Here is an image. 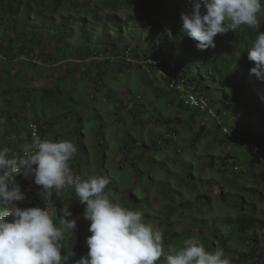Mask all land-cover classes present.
I'll return each mask as SVG.
<instances>
[{"label":"rangeland","instance_id":"rangeland-1","mask_svg":"<svg viewBox=\"0 0 264 264\" xmlns=\"http://www.w3.org/2000/svg\"><path fill=\"white\" fill-rule=\"evenodd\" d=\"M69 2L59 13L73 14L93 24L90 14L81 10L74 12ZM150 6L170 7L157 0H132L131 6L120 9L117 16L121 20L127 15L139 16ZM14 19L20 20V17ZM106 28L108 35H113L110 24H106ZM94 30L99 31V25L94 26ZM139 34V27L132 24L123 29L121 36L129 41ZM102 35L109 38L105 33ZM78 37L75 31L72 51L85 52L84 56L63 53L49 61L50 58L44 59L49 49L41 51L36 42L35 48L30 49L19 41L20 48L8 55V41L0 34L4 47H0V69L7 65L13 73L20 70L32 78L22 82L15 75L20 80L13 85L15 88H36L22 93L14 92L13 88L12 93L7 94L2 92L7 85L0 79V109L10 100V106L5 107L8 112L22 114L13 122L15 128L22 129L29 120H34L40 123L48 139L70 140L76 147L69 162L74 174L82 178L107 176L110 182L105 191L122 206L143 212L145 222L163 233L165 255L179 250L184 240L192 236L198 237L209 251L222 249L223 239L228 238L225 249L232 252L226 256L233 260L246 253L245 257L241 255L242 264L256 261L257 254L250 252V245L254 243L250 241L253 228L240 232L233 220L242 212L250 213L256 204L254 213L264 224L263 150L244 147L245 142L240 138L226 140V136L215 129V122L221 120L216 114L211 117L214 109L208 116L187 109L180 102L185 95L172 92L160 78L159 71L157 75L156 71L145 69L141 61L130 65L117 61L112 46L104 55V49L99 47L95 53L101 54L91 59L87 55L88 47L77 41ZM28 44L32 45L30 41ZM30 50L31 56L27 54ZM128 54L130 56V52ZM12 55L20 57L13 60L14 64L4 62L12 61ZM129 56L126 62L132 63ZM204 82L213 107L226 106L223 91L212 81ZM47 89L53 93L46 94ZM238 109L243 111L242 107ZM8 112L0 114V119ZM224 121L231 132L234 124ZM202 123L204 131L196 137ZM10 127L7 122L0 125V129ZM3 143L0 137V144ZM226 156L228 163L221 164L220 160ZM234 165L238 171L234 170ZM58 197L54 208L59 215L63 208H68L71 212L68 218L77 220L73 236L80 241L82 249H79L86 256V239L91 233L90 221L83 216L85 205L71 187L62 190ZM242 199L247 203L241 208ZM261 230L264 232V227ZM260 245L263 246L264 241H260Z\"/></svg>","mask_w":264,"mask_h":264},{"label":"trees","instance_id":"trees-1","mask_svg":"<svg viewBox=\"0 0 264 264\" xmlns=\"http://www.w3.org/2000/svg\"><path fill=\"white\" fill-rule=\"evenodd\" d=\"M69 1L0 0V34L4 37V40L8 41V46L6 47V49H9L8 55L15 49L20 48L17 46V43L23 41V44L30 46V49L35 48L33 46L35 42L38 43L37 46L41 51L43 48H48L49 53L45 54L44 59L50 58L49 61H51V58H57L56 56L63 53L66 54V56L75 53L82 57L85 55V52L80 54V51H74V53L72 51L74 48V44L72 43L74 42L73 34L77 31L79 33L77 41L86 45L85 47H88L86 48L89 52L87 55L91 59L101 54L100 52L95 53L99 47L104 49V55L108 53L109 46H112V48H115L114 55L117 61H122L128 65L134 64L135 61H141L145 69L156 71L157 75L158 71H161L171 77L185 80L196 92H199L202 96L207 98L208 108L214 109V112H216L215 114L218 116L217 119L222 122L221 124V122L217 120L215 122V129L221 131L220 133L226 136V140L231 139L236 141L237 138H240L245 142L244 145L240 143L244 147L248 146L252 151H254V148L258 150L261 149L263 150L262 153H264V82L258 80L257 77L250 72V69L254 67V62L249 61L247 58L248 49L251 47V41L255 39V30L245 27L236 32L229 31L227 33L218 34L215 37V48L210 47L206 50L198 51L196 48V41L182 33L181 13L183 11H191L190 7L187 6V0H157L161 4H169L170 7L157 9L156 6H150V8L145 10L144 14H140L139 16L127 15L123 20L118 18L117 12L120 9H126L131 6L132 0ZM68 2H72L71 9L74 12L78 13L81 10L84 14H90L93 24L88 23L85 18L74 17L73 14L68 13L63 16V13H59L60 9L64 7V4ZM262 3H264V0H262ZM103 13L105 14L103 15ZM103 16L105 20H102ZM158 16L161 18H157ZM260 16L261 22L258 28L260 31H264V10H262ZM17 17H20V20L14 19ZM141 19L145 21L141 22ZM102 22H104L105 25L101 24ZM106 24H110L113 28V35H108ZM132 24L134 27H139L140 36L136 38L132 37L127 41L128 39L122 37L121 33L123 29H127ZM96 25L100 27V30L97 31L99 33L94 30V26ZM2 31L7 32V34H2ZM41 32H45V34ZM102 33L107 34L109 38L103 37ZM37 38H39L40 41H36ZM29 41L32 45L28 44ZM1 44H3V42H0V47L3 49L4 47L1 46ZM75 44L78 45L77 43ZM0 52H2L1 49ZM128 52H130L132 63L126 62L129 56ZM43 53L44 52H41V54ZM27 54L31 56V50ZM19 57L20 55L17 57L14 56L12 61L9 60L4 62L7 64H14L13 60L15 61ZM31 60L32 59L29 61L31 62ZM32 66H37V64H32ZM139 67H141L140 64ZM45 71L46 70H44V72ZM0 74V79L6 83L7 87H11L9 89H7V87L2 89L4 93H12L10 91L13 88L14 92L17 93H22L24 90H26V92H33L36 90V88L28 90L30 88L19 89L13 86L15 82L19 83L20 80L22 82H27L26 79L29 77L26 75V72L22 74L19 70L13 73L6 65L0 69ZM15 75H18L20 80ZM160 78L166 84L165 79L163 77ZM205 80L214 82L216 86L223 91L226 96V106L213 107L212 104H214V102L211 101V98H209L205 92ZM45 93L52 94L53 92L51 89H47ZM30 94L31 93H28V95ZM33 96H35V94H33ZM9 104L10 100H6L5 104L1 105L0 114L8 112V109L5 107L10 106ZM239 107H242L243 111H239ZM187 109L206 115L208 114V112H202L193 108ZM20 115L22 114L16 112L10 113L9 111L4 119H0V125L3 126L6 122L9 127L12 125V127L8 129H0V131H3L0 132V137L4 140V143L0 144V146H6L11 150L18 145L14 140L17 142H24V145L30 143L27 123L22 129L15 128V123H13L16 122V119L19 118ZM224 119L234 124V128H230L231 132L229 131V133H223L222 128L228 126L224 124ZM163 122L167 123V121H161V123ZM203 127L204 124L202 123L201 130L197 133L196 137H199L201 131H204L205 127ZM39 132L40 135L38 138L48 139L43 129H40ZM228 159L227 156L222 158V160H220L221 164L228 163ZM237 169L236 165H234V170ZM15 182L19 184L25 197H27V194L29 196V200L24 198L23 200L17 201V206L26 208L34 206L45 207L47 205V201L43 196L40 186H38L36 192L34 190L30 191L28 181L21 176L17 177ZM263 191L264 190H261L263 194L262 197H264ZM58 199V194H54L53 200L50 202L53 208ZM245 202L246 201L242 199L241 208L245 205ZM255 205L252 206V211L250 213L242 212L236 216L233 220V224L240 232L253 228L254 234L251 236L250 241L254 243L250 245V252L256 253L258 258L256 261L252 262V264H264V245H260V241H264V232L261 230L264 224L254 213ZM4 207L5 205L0 202V211H2ZM58 220L59 214L56 217V222H58ZM70 234L71 235H69V233L65 234V247L62 248L61 251L62 255H69L68 264H73V262L83 256V254L79 249H82V246L79 244L80 241L75 235L73 236L72 233ZM227 240L229 239H223L222 244V250H224L225 254L232 252L225 249ZM241 255L245 257L246 253L240 254L237 259H231L232 264H242ZM156 264H164L163 258L158 260Z\"/></svg>","mask_w":264,"mask_h":264},{"label":"clouds","instance_id":"clouds-1","mask_svg":"<svg viewBox=\"0 0 264 264\" xmlns=\"http://www.w3.org/2000/svg\"><path fill=\"white\" fill-rule=\"evenodd\" d=\"M187 6L191 11L181 13L182 33L196 41L198 51L215 48L218 34L245 27L255 30L247 58L254 62L250 72L264 82V31L258 28L262 0H187ZM31 122L41 129L40 123L29 120L28 138ZM14 141L18 145L11 150L0 147V202L5 205L0 211V264H68L69 255L61 250L65 234H74L77 220L68 218L71 212L65 207L56 222L57 209L50 202L69 187L85 205L83 216L90 221L91 233L87 255L73 264H156L161 258L164 264H232L224 250L209 251L196 236L165 255L163 233L145 222L143 212L122 206L105 191L107 176L74 174L69 162L76 147L70 140L35 138L25 145ZM19 176L28 181L30 191L42 188L45 207L17 206V201L29 200L15 182Z\"/></svg>","mask_w":264,"mask_h":264},{"label":"built area","instance_id":"built-area-1","mask_svg":"<svg viewBox=\"0 0 264 264\" xmlns=\"http://www.w3.org/2000/svg\"><path fill=\"white\" fill-rule=\"evenodd\" d=\"M159 73L162 75L161 77L165 79L166 86L172 92L181 93L185 95L182 101H180L184 106H186L187 108L197 109L202 112L209 113L210 111H212V109L208 108L207 98L202 96L199 92H196L191 85L185 82V80L171 77L161 71H159ZM213 112L214 111H212V115L214 116L215 113ZM222 129H223V133H229V131L227 130V127H223ZM29 132H30L29 140H30V143H32L33 140L35 138H38V135H39V128L35 122H31L29 124ZM254 150L257 151L258 149L254 148ZM25 178H27L28 180L29 179L31 180V186L35 185L34 179L32 177L25 176Z\"/></svg>","mask_w":264,"mask_h":264},{"label":"crops","instance_id":"crops-1","mask_svg":"<svg viewBox=\"0 0 264 264\" xmlns=\"http://www.w3.org/2000/svg\"><path fill=\"white\" fill-rule=\"evenodd\" d=\"M114 116V115H113ZM152 134V133H151Z\"/></svg>","mask_w":264,"mask_h":264}]
</instances>
